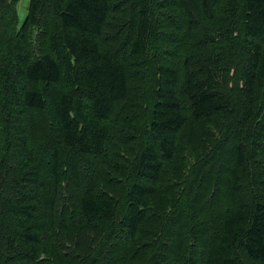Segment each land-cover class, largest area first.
Instances as JSON below:
<instances>
[{
  "label": "trees",
  "instance_id": "16d2710c",
  "mask_svg": "<svg viewBox=\"0 0 264 264\" xmlns=\"http://www.w3.org/2000/svg\"><path fill=\"white\" fill-rule=\"evenodd\" d=\"M0 0V264H264V0Z\"/></svg>",
  "mask_w": 264,
  "mask_h": 264
},
{
  "label": "rangeland",
  "instance_id": "374dc122",
  "mask_svg": "<svg viewBox=\"0 0 264 264\" xmlns=\"http://www.w3.org/2000/svg\"><path fill=\"white\" fill-rule=\"evenodd\" d=\"M26 6H27V1H26V0L20 1V2L18 3V6H17V8H18V19H19V22H20V23H21L22 20H24V18H25V15H26ZM3 124H4V119H3V117L1 116V117H0V125H1V126H4Z\"/></svg>",
  "mask_w": 264,
  "mask_h": 264
}]
</instances>
